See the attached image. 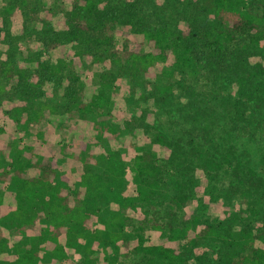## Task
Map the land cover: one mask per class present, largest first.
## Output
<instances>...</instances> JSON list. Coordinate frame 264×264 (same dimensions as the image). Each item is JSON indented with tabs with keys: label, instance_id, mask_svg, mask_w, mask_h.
<instances>
[{
	"label": "rangeland",
	"instance_id": "374dc122",
	"mask_svg": "<svg viewBox=\"0 0 264 264\" xmlns=\"http://www.w3.org/2000/svg\"><path fill=\"white\" fill-rule=\"evenodd\" d=\"M24 1L25 8L19 5L20 0H0L2 11L17 2L11 16L0 17L3 28L0 30V65L12 51L18 64L26 69V76L14 84L0 74V153L14 138L20 144L36 142L16 122L13 116L19 115L16 107L32 109L47 102L55 108V117L63 124L55 132V139L80 147L86 157L67 161L60 166L61 170L66 168L71 172L70 167H75L78 174L83 173L96 167V161L103 159L109 149H115L127 159L128 169L133 173L136 156L142 153L138 146L156 152L159 162L167 166V173L160 175L159 186L151 190L150 198L140 201L132 215V222L145 233L150 234L156 223H163L169 233L172 225H182L189 217H198L203 222L222 220L226 210L232 206L242 208L244 204L248 205V214L236 220V229H264V186L247 197L243 189L234 192L235 187H241L233 173L235 161L234 158L231 163L226 161L232 153L245 161L248 159L249 164L264 174V107L257 109L255 105L244 110V117H239L236 110L225 106L227 104L222 106L225 98H232L231 106L237 100L242 103L246 99V92L242 91L244 88L249 91L245 67L247 64L257 67L259 63L264 66V38L258 42L243 38L245 43L240 46L245 50L244 65L234 64L229 55L226 56L229 65L220 64L224 60L214 54L216 46L210 49L203 44L188 51L196 59L195 67L184 66L170 75L165 69L172 67L171 59L157 63L148 71L128 62L125 49L132 45L131 41L116 33L109 41L104 62L100 66L87 65L81 51L91 47L88 44H93L99 30L83 27L73 18L77 0ZM252 1L264 18V0ZM132 2L136 10L145 15L146 23L171 26L175 30L174 38L189 35L186 41L193 40L195 34L203 35L207 28L219 24L197 0H100L98 7L114 10L120 17L126 14ZM34 5L38 7L37 18L32 14ZM138 12L135 15L139 17ZM260 29L264 34V20ZM7 30L10 33L6 36L4 31ZM217 34L214 32L213 36ZM224 41L225 36L219 42ZM185 44L180 41V48H186ZM228 46L234 47L227 43L224 49ZM78 53L80 62L70 65L69 60H64L65 64L61 63L62 58L69 59ZM97 56V52H91L92 59ZM57 65L59 72L55 71ZM104 86L108 95L104 107L85 117L74 112L78 104L94 97ZM212 105L220 106L221 115L218 118L213 115L211 123L210 118L200 112ZM160 134L162 141L158 140ZM200 144L204 147H198ZM11 153L9 151V157ZM204 154L207 158L217 154L222 166H211ZM177 181L187 194L183 206L174 203L180 191ZM4 186L0 182V191L4 192ZM4 197L6 203L11 202L5 192ZM226 229L229 232L230 227ZM11 238L21 239L16 234H11ZM209 244L213 264H218L222 255L236 250L222 240ZM42 258L40 264H50ZM146 260L142 253H133L123 257L120 264H141ZM83 261L82 255L75 253L64 260H55L54 264H83ZM155 264L170 263L158 257ZM187 264L200 263L193 259Z\"/></svg>",
	"mask_w": 264,
	"mask_h": 264
},
{
	"label": "trees",
	"instance_id": "16d2710c",
	"mask_svg": "<svg viewBox=\"0 0 264 264\" xmlns=\"http://www.w3.org/2000/svg\"><path fill=\"white\" fill-rule=\"evenodd\" d=\"M99 1L77 0L72 11L73 18L79 20L83 27L99 30L93 44H88L91 47L81 51L87 65L100 66L104 62L109 41L116 33L131 41L132 45L125 49L128 62L148 71L157 63L171 59L172 67L165 69L170 75L184 66L195 67L196 59L188 51L203 44L210 49L216 46L214 54L224 60L220 64L224 62L228 66L226 56L229 55L234 64L244 65L243 38L256 42L264 38L260 29L264 18L252 0H197L219 24L218 27L207 28L203 35L195 34L196 39L191 38L190 42L186 41L189 35L174 38L175 30L169 25L146 23L145 15L136 10L133 2L126 14L119 17L114 10L99 8ZM20 2V6L27 7L26 1ZM15 4L11 3L3 11L0 9L1 19L14 13ZM31 8L33 17L37 18L38 7L34 5ZM137 12L139 17L135 15ZM7 31H4L6 36L10 33ZM214 32L218 34L213 36ZM223 36L226 41L220 43ZM238 36H242V40ZM178 40L185 42L186 48H180ZM236 42L239 47L238 44L234 46ZM227 43L237 47L236 51L229 46L224 49ZM93 51L98 53L96 59L90 57ZM9 54V58L1 62L0 74L14 84L26 76V69L18 64L20 62L12 51ZM79 55L62 58L61 63L69 60L70 65H74L80 62ZM59 69L57 65L55 71L59 72ZM244 74L249 76V91L246 88L242 90L246 92V99L242 103L237 100L231 106L232 98H225L222 105L227 104L225 106L231 111L236 110L239 117H244L245 109L255 105L257 109L264 107V66L261 63L257 67L247 64ZM105 88L78 104L74 112L85 117L87 113L104 107L108 99ZM220 110L219 105H212L200 113H205L212 123L213 115L220 117ZM16 112L19 114L13 115L16 122L36 142L20 144L14 138L0 153V182L5 184L4 192L11 199L6 203L4 192L0 191V264H40L42 257L54 264L55 260H64L75 253L82 255L83 264H120L123 257L133 253L147 257L141 264H155L158 257L170 264H187L193 259L200 264H213L209 256V243L213 240H222L236 249L222 255L218 264H264V229H236V220H242L248 214L247 204L242 208L232 206L224 212L222 220L203 222L198 217H189L182 225H172L169 233H166L163 223H156L147 234L132 222V215L140 201L150 198L151 190L159 186L160 175L167 173V166L159 162L156 152L138 146L142 153L136 156L133 173L128 169L127 159L115 149H109L103 159L96 161V167L83 173L78 174L75 167H70L73 168L71 172L66 168L62 171L60 166L66 165L67 161L86 157L80 147L55 139V132L63 125L55 117V108L44 102L32 109L16 107ZM159 136L158 140L162 141V134ZM200 145L198 147H204ZM9 151H12L10 157ZM217 156L206 157L213 167L223 164ZM232 158L235 161L233 173L242 187L234 186V192L238 188L243 189L247 197L253 190L264 186L261 169L232 153L228 154L226 161L231 163ZM177 184L180 191L174 203L183 206L187 194L182 183L177 181ZM227 226L230 227L229 232ZM11 234L21 239L14 240Z\"/></svg>",
	"mask_w": 264,
	"mask_h": 264
}]
</instances>
